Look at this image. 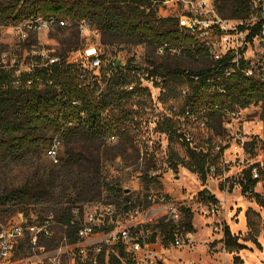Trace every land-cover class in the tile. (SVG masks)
Wrapping results in <instances>:
<instances>
[{"label":"trees","instance_id":"trees-1","mask_svg":"<svg viewBox=\"0 0 264 264\" xmlns=\"http://www.w3.org/2000/svg\"><path fill=\"white\" fill-rule=\"evenodd\" d=\"M162 1L0 0V23H19L30 15L55 18L65 23L98 20L106 30L136 38V44L144 43L154 48L157 44L167 43L178 48L182 55L206 57L199 44L179 32L175 20L156 17L153 7ZM248 3L249 0H225L221 4L217 2L215 8L221 17L245 18L250 9ZM226 12L230 13L229 17L224 16ZM64 27L55 26L52 29L63 30ZM259 28L260 24L256 30ZM216 65L213 62L209 69L199 71L159 67L149 74L161 76L165 80L160 99L162 104L178 102L179 115L187 110L195 117L203 111L205 125L210 128L215 121L221 129L224 113L264 104V83L235 73L227 79L215 78L214 92H208L211 86L206 84L205 76ZM76 70L75 64H66L59 58L58 63L46 69H35L27 77L33 83L29 89L11 88L8 77L3 75L0 78V132L8 137L6 140L0 139V170H27L20 186L1 193L0 207H7L6 211L10 213H25L24 207L41 204L67 225L68 235L72 233L71 211L77 208L81 212L83 204L98 201L102 193H106L105 200L118 209L140 204L144 198L132 197L131 193H126L117 183L114 184V180L107 181L103 170L105 162L126 153V144L133 140V99H136L135 105L143 104L148 98L147 90L138 86V81L128 73V68L110 70L105 66L101 71L100 83L85 85L77 80ZM131 84L134 87L128 91L126 87ZM184 89L186 93L182 95ZM217 89L223 90L222 94H218ZM155 129L165 134L168 141L175 136L186 147L185 158L180 159L171 154L169 162L176 157L171 167L175 170L180 165L197 175L203 183L208 167L213 166L218 157L209 152L196 153L184 144L178 134L176 121L163 119ZM47 132L62 142L63 155L55 164L43 163L32 167V161L39 159L50 146L51 142L44 136ZM115 136L120 137L121 143L116 147L106 146L105 142ZM134 153L135 158H138V152L135 150ZM28 167H32L31 172ZM251 168L243 172L238 182L241 193L252 197L264 209V198L253 193L258 181L252 180ZM196 197L206 205L218 204L205 189L199 191ZM180 212L183 215L182 225L187 232L192 233V214L185 209ZM163 220H158L151 229V240L157 237L154 229L164 227L161 245L167 246L174 232L172 224L164 225ZM166 228L169 230L166 231ZM223 239L224 248L229 253L245 249L232 238L228 229L224 230ZM248 240L256 242L253 237Z\"/></svg>","mask_w":264,"mask_h":264},{"label":"built area","instance_id":"built-area-1","mask_svg":"<svg viewBox=\"0 0 264 264\" xmlns=\"http://www.w3.org/2000/svg\"><path fill=\"white\" fill-rule=\"evenodd\" d=\"M155 5H159L157 11L154 9L156 17L175 20L179 32L199 44L206 58L217 63L205 76L206 84L211 86L208 92H214L215 78L227 79L235 73L264 83V0H249L250 9L245 18L221 17L216 12L215 3L210 0H164ZM259 24L260 28L256 30ZM64 25V21L40 15H30L19 23H0V78L3 75L8 77L11 88L29 89L33 83L27 77L35 69H46L59 62L54 53L33 44L32 37ZM79 25L87 27L84 21ZM6 36L11 42L4 40ZM154 50L159 56L181 54L178 48L167 43L155 45ZM139 59V54L134 53L130 62L125 64L116 60L102 62L99 56L93 55L76 66L77 80L82 85L100 83L103 67L110 70L128 68V73L138 81L140 88L160 92L165 80L145 72V68L138 66ZM65 63L74 64L68 60ZM133 87L131 84L126 89L131 91ZM216 91L218 94L223 92L221 89ZM185 93V89L181 91L182 95ZM153 103V127L146 132L144 146L139 151L141 157L154 149L158 138L163 139L159 145H164L165 140L164 147L167 146L166 135L155 129L163 119L178 122L181 141L194 152L205 153L194 145L193 135L186 130L191 122H205L203 111L195 117L187 110L179 115L173 106L163 107L157 99H153ZM239 111L224 113L221 127L228 129L229 121L236 119ZM225 119L230 120L226 122ZM251 124L253 137L264 138V122L256 120ZM113 139L110 137L109 141ZM59 145V140L54 137L46 150L47 156L54 158ZM180 170H184L180 165L175 170L165 165L162 175L180 178ZM213 173V166L208 167L207 175ZM250 174L252 180L258 181L259 173L254 166ZM92 205L96 206L82 208L81 212L77 208L71 211L70 235L66 234L67 225L56 216L32 212L10 213L0 207V264H162L163 255L157 250L161 245L156 242L158 237L151 240L152 233L148 232L151 221L148 218L150 212L154 211L166 223H177L181 212L174 200L160 192H149L140 204L126 209L115 208L106 200ZM168 245L179 246L180 240L173 235Z\"/></svg>","mask_w":264,"mask_h":264},{"label":"rangeland","instance_id":"rangeland-1","mask_svg":"<svg viewBox=\"0 0 264 264\" xmlns=\"http://www.w3.org/2000/svg\"><path fill=\"white\" fill-rule=\"evenodd\" d=\"M210 1L217 5V2L221 4L225 0ZM3 3L7 4L5 1ZM158 7L159 5H155L153 8L157 11ZM178 8L179 10L182 8L180 3ZM224 16L229 17L230 13L226 12ZM79 22L81 20L66 22L65 29H51L32 37L31 42L76 66L93 55L99 56L102 62L116 60L126 64L130 62L134 53L140 56L138 66L145 68L147 73L159 67L199 71L209 69L212 65V62L204 56L190 57L182 54L159 56L152 46L144 43L136 44V38L106 30L101 27L98 20L85 21L86 28L79 25ZM4 40L7 43L11 42L7 36ZM147 90L146 102L135 105L136 99H133L131 106L134 122V130H131L133 140H129L126 144L128 149L124 155L104 163L103 175L107 181L114 180V184L117 183L126 193H131L132 197H141L149 192H160L174 200L180 211L185 209L192 214L190 221L192 233L187 232L186 227L182 225L183 215L177 223L168 222L172 224L173 235L178 237L180 245L157 248L163 255L162 264H264V209L260 208L249 195H242L238 183L242 179L243 172L254 166L258 170L259 179L253 193L264 198V138L253 137L254 128L251 124L256 120L264 122V104L249 105L238 112L236 119H225V121L230 120L228 129L223 127L219 129L215 121L211 123L210 128L203 121L191 122L186 128L193 135L195 146L218 157L213 165L215 173L208 174L202 183L197 175L185 168L180 170V178L162 175L165 165L171 167V164L176 162V157L169 162L171 154H175L180 159L187 155L186 147L175 136L167 142L166 147H164L165 140L164 145H159L163 139L158 138V143L150 153L143 157L139 155L140 149L144 146L146 132L153 127L152 120L155 114L153 99L161 102L163 93L162 90L158 93L155 89ZM162 106H173L177 112L179 111L178 102L169 101ZM44 136L50 143L54 135L47 132ZM0 139L6 140L8 137L0 132ZM120 140L119 136H115L105 144L108 147H116L121 143ZM135 150L138 152V158L134 156ZM62 155L61 142L54 158L48 157L44 151L42 156L34 159L30 166L35 167L43 163L55 164ZM32 167H28V171L31 172ZM26 172L25 168L14 169L11 172L0 170V195L4 191L20 186L23 183V174ZM203 189L217 200V206L198 201L196 196ZM105 196L106 193H102L98 201L83 204V208L95 207L96 205L92 204L104 202ZM6 208L3 207L4 210ZM24 210L26 213H50L41 204L29 205L24 207ZM160 216L154 211L150 212L148 220L151 221V225L148 227V232H153L151 229L161 219ZM168 223L163 220L164 225ZM225 229H228L232 238L245 246V249L227 252L223 239ZM163 230L164 227L154 229L157 237L159 236L157 243L162 242ZM250 237L256 242L252 243L248 240ZM235 258L238 261L235 262Z\"/></svg>","mask_w":264,"mask_h":264},{"label":"crops","instance_id":"crops-1","mask_svg":"<svg viewBox=\"0 0 264 264\" xmlns=\"http://www.w3.org/2000/svg\"><path fill=\"white\" fill-rule=\"evenodd\" d=\"M161 245V244H160ZM161 248H162V245H161ZM163 249V248H162Z\"/></svg>","mask_w":264,"mask_h":264}]
</instances>
